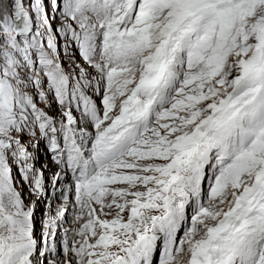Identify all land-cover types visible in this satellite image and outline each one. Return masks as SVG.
<instances>
[{
	"label": "snow or ice",
	"instance_id": "obj_1",
	"mask_svg": "<svg viewBox=\"0 0 264 264\" xmlns=\"http://www.w3.org/2000/svg\"><path fill=\"white\" fill-rule=\"evenodd\" d=\"M0 264H264V0H0Z\"/></svg>",
	"mask_w": 264,
	"mask_h": 264
},
{
	"label": "rangeland",
	"instance_id": "obj_2",
	"mask_svg": "<svg viewBox=\"0 0 264 264\" xmlns=\"http://www.w3.org/2000/svg\"><path fill=\"white\" fill-rule=\"evenodd\" d=\"M34 155H35L34 162L36 164V167L42 168L45 177H48L49 174L55 170V165L51 159V156L47 153L46 147L43 142H40L39 146L35 149ZM24 191H25V200L31 202L29 199V194L27 192V185L24 186ZM43 211H44V203L37 201L35 206V216H36L35 226H36L37 235L40 232V222L43 216Z\"/></svg>",
	"mask_w": 264,
	"mask_h": 264
}]
</instances>
